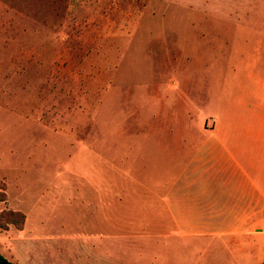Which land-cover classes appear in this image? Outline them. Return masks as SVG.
<instances>
[{
  "label": "rangeland",
  "instance_id": "374dc122",
  "mask_svg": "<svg viewBox=\"0 0 264 264\" xmlns=\"http://www.w3.org/2000/svg\"><path fill=\"white\" fill-rule=\"evenodd\" d=\"M256 205L264 0H0L9 261L261 264Z\"/></svg>",
  "mask_w": 264,
  "mask_h": 264
},
{
  "label": "trees",
  "instance_id": "16d2710c",
  "mask_svg": "<svg viewBox=\"0 0 264 264\" xmlns=\"http://www.w3.org/2000/svg\"><path fill=\"white\" fill-rule=\"evenodd\" d=\"M4 199L5 198H1V200ZM25 220L26 215L20 210H3L0 212V228L7 229L10 224H14L17 228L23 229ZM0 261H5L8 264H15L14 262L9 261L1 252ZM261 264H264V259Z\"/></svg>",
  "mask_w": 264,
  "mask_h": 264
},
{
  "label": "crops",
  "instance_id": "0c3cea01",
  "mask_svg": "<svg viewBox=\"0 0 264 264\" xmlns=\"http://www.w3.org/2000/svg\"><path fill=\"white\" fill-rule=\"evenodd\" d=\"M259 196H260V198H259V200L263 197V190H262V188L260 187L259 188ZM261 201V200H260ZM261 205H259V208H257V205L256 206H254V208L251 210L252 212H250V213H248L247 215H259V216H264V213H263V209H264V205H262L261 207H260ZM264 259V258H263Z\"/></svg>",
  "mask_w": 264,
  "mask_h": 264
},
{
  "label": "water",
  "instance_id": "95a60500",
  "mask_svg": "<svg viewBox=\"0 0 264 264\" xmlns=\"http://www.w3.org/2000/svg\"><path fill=\"white\" fill-rule=\"evenodd\" d=\"M0 264H8V263L5 261H0Z\"/></svg>",
  "mask_w": 264,
  "mask_h": 264
}]
</instances>
